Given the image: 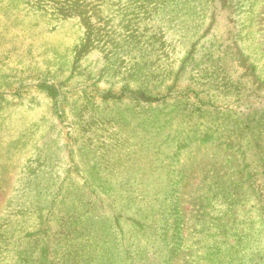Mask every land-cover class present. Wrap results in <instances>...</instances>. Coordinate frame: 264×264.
Masks as SVG:
<instances>
[{"label": "rangeland", "instance_id": "obj_1", "mask_svg": "<svg viewBox=\"0 0 264 264\" xmlns=\"http://www.w3.org/2000/svg\"><path fill=\"white\" fill-rule=\"evenodd\" d=\"M0 264H264V0H0Z\"/></svg>", "mask_w": 264, "mask_h": 264}]
</instances>
